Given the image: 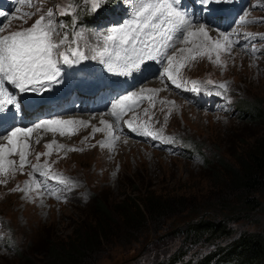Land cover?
I'll return each instance as SVG.
<instances>
[{
	"label": "rangeland",
	"instance_id": "374dc122",
	"mask_svg": "<svg viewBox=\"0 0 264 264\" xmlns=\"http://www.w3.org/2000/svg\"><path fill=\"white\" fill-rule=\"evenodd\" d=\"M67 3L68 0H45L42 7L44 10L51 8L57 11ZM119 3L121 6L116 14L125 10L121 21L116 23V26H119L130 18L131 6L126 0H107L102 8L90 13L94 18L103 10L110 13ZM250 4L260 5L252 11L249 5L246 6L251 11L250 16L257 19L251 20L245 16L246 19L255 22L244 23L247 26L243 29L248 30L247 34L257 35L248 37L249 42L242 44V51L232 45L228 51L220 49V62L217 63V51L212 49L209 42H205L204 47L200 49V52L205 53L200 56L194 47L199 43L196 37H192V43L189 44L174 40L173 48L167 50L169 53L178 49H192L191 53L175 51L177 66L184 65L177 74V82L181 83L182 87L177 88L165 74H162L150 78L146 84H138L143 87L138 89L145 91L134 98L139 101L131 104V107H134L133 112L131 111L125 119L121 118L119 123L111 115L112 110L92 113H106L112 116L118 125L117 129L112 123L113 135L118 139L113 141L109 136L105 138V131L95 132V128L105 126L103 124L101 126L100 122H97V125L93 124L91 121L94 119L89 117L92 115L89 112L85 114L75 112L66 117L57 116L62 120H76L81 116L92 123L89 126L80 124L58 126L56 131L41 130L39 131L41 135L24 137L33 142V147L29 148L31 155L27 159L35 164L36 153L49 151L42 143L46 132L61 134L63 131V135L69 136L59 137V142L62 141L65 147L57 149L53 145L51 155L41 156L39 163L49 164L51 173H59L69 178L73 186L68 188L57 181L54 183L55 179H45L33 173L30 164L24 167L23 172L17 171L14 177L9 176L7 184H0V264H24L26 258H21L18 254L23 244L26 245L25 251L33 253V258H40L41 246L45 239L49 235L59 239L71 235L85 220L95 197L102 198L100 201L106 198L109 203L114 204L125 197L142 199L144 190L161 197L185 198L188 200L187 203L194 202V210L168 230L156 233L150 229L145 234L125 237L119 242L106 244L91 264H159L165 257L170 259L171 255L181 254L187 249H190L191 259L196 261L214 251L217 245H228L240 236L254 235L264 238V195L260 197L261 206L258 209L246 211L240 209L237 213H229L225 209L226 207L231 211H237L238 208L227 197H223L222 202L215 197L219 189V181L215 177L219 172V166L224 163L235 165L236 158L243 149L264 138V121L253 122L243 114L252 107H259L264 111V0H251ZM21 6H24L22 11L15 13V16L12 14L10 19L7 17L0 21V24L9 25L2 34L28 28L39 16L37 13L31 19L24 17L27 19V23H24L19 18L22 13L35 12L36 9ZM229 6L230 0L227 3L213 4L211 9ZM10 7L11 0L0 2V11L7 13ZM75 13L76 18L77 8ZM236 21L240 23L239 18ZM113 25L114 23L110 21L91 27L77 26L76 30L84 33L83 39L76 38L80 51L92 57L96 54L94 50H102L103 41L100 36L106 34L107 29ZM208 30L213 41H223L221 30L212 26ZM252 45L254 48L262 45L263 49L261 52L253 51ZM225 47H228L226 42ZM194 55L195 60L191 58ZM93 64H99L100 67L96 68ZM75 65L79 70L77 78L69 83L61 80L53 86L54 91L76 87L80 82L92 84L123 77V75L119 77L120 68L109 71L107 64L102 63L100 59L89 58ZM151 65L163 70L168 67L164 58L152 61ZM65 66L67 65L61 67ZM84 70H90L89 75L85 74ZM190 81L206 83L207 89L204 90V94H196L191 90ZM208 81L213 83L210 84ZM221 83L227 85L224 92L215 88ZM138 89L135 92L140 93ZM150 89L159 91L156 93L147 91ZM197 95L203 96V99L198 101ZM87 103L91 104V101ZM101 117L104 121L107 120L104 114ZM132 127L160 131L161 138L154 139L139 132L132 133ZM73 132L75 134H72ZM38 137L41 139L37 144L35 141ZM101 144L106 146L101 147ZM69 148L82 150L68 151ZM11 157L18 165L19 157L16 155ZM32 175L41 181L40 189L33 188L30 192L11 191L17 186L25 188ZM0 179L4 177L0 176ZM199 220L221 222L227 230L226 237L221 239L206 237L196 246L191 244L180 250L177 241L169 245L155 243L168 237H175V230L181 232L188 223ZM181 235L183 238L184 234ZM28 257L32 258L29 255Z\"/></svg>",
	"mask_w": 264,
	"mask_h": 264
},
{
	"label": "snow or ice",
	"instance_id": "6c2138e0",
	"mask_svg": "<svg viewBox=\"0 0 264 264\" xmlns=\"http://www.w3.org/2000/svg\"><path fill=\"white\" fill-rule=\"evenodd\" d=\"M45 0H17L20 5H26L30 8H35V12L24 11L19 17L24 23L28 19L39 13V18L28 28L10 31L7 34H2L9 27L8 24H0V114L7 113L11 109H16L19 105L17 93L12 89L18 90L19 93H40L48 90V86L55 83H60L62 76V65H74L86 59H100L102 63H106L108 70L112 71L115 68H120V75H130L133 71H141V66L147 65L148 61H156L159 58H164L168 67L164 69V73L177 88L182 87L181 83L177 82V74L183 64L177 66L175 51L181 53L192 52V49H178L173 53L167 50L173 48V41L179 40L180 43H192L191 38L196 37L199 40L195 44L197 55H205L200 52L204 47L205 42H209L213 50L217 51L216 62H220L219 50L228 51L233 43L239 41H231L230 34L221 32L223 41H213L209 34L211 22L207 24L198 23L194 26L191 13L183 8L182 0H126L131 6L130 18L122 22L117 27H110L106 34H102L100 39L103 41L102 50H94L96 54L92 57L85 55L80 51L76 38L83 39L82 31L75 32V37L69 41L67 33L61 34L57 28L67 27L64 23H57L55 20L56 13L51 8L43 9L42 5ZM87 6L88 11L95 13L107 3V0H79ZM229 0H198L203 12H211L213 9L210 5L227 3ZM77 7L76 0H68L65 6L59 8V15L70 16ZM15 11L20 12L17 8ZM0 17H8V13L0 11ZM16 18V17H13ZM239 22L252 23L245 18L244 15L239 17ZM74 23V20H73ZM195 27V30H193ZM231 35H238L232 33ZM257 34L248 33V37H253ZM225 42L228 47H225ZM75 44V47L72 45ZM256 49L253 47L252 49ZM107 57L105 60L104 58ZM193 60L196 56L191 57ZM209 59L211 57L209 56ZM194 85L193 91L200 89L195 87L196 81H190ZM208 83H213L208 81ZM10 86V87H9ZM220 88L227 90V85L221 83ZM141 92H128L116 98L112 103L111 115L115 117L117 123L121 120L125 109L131 110V101L135 103L134 98L138 97ZM156 93L159 89H150ZM174 103V102H171ZM147 111V110H145ZM2 120V116H0ZM88 122L78 120H62L59 118L40 119L33 122L30 126L19 127L14 124L4 127L0 125V139L7 141L6 144H0V184H7L9 176L14 177L16 172H23L26 165H31L33 173L39 174L45 179H55L58 183L66 187H72V182L69 178L63 177L59 173H51L50 165L40 164L41 156L51 155L53 145L57 149H62L64 145H58L56 141L45 144L44 147L49 151L36 153L37 163L33 164L27 159L31 153L29 152V143L27 139L35 130L47 129L48 131H56L58 126L80 124L87 125ZM101 124L105 128H95V132L107 131L109 137L114 141L118 139L113 135V125L107 121L101 120ZM125 123H128L125 121ZM131 127V124H129ZM132 131L139 132L142 135L152 136L154 139L161 138V132H153L148 128H132ZM64 132L61 131V135ZM72 134H75L73 132ZM41 137H38L35 143L40 142ZM87 139V138H85ZM106 146L101 144V147ZM68 151H81L82 149L69 148ZM16 155L19 157V164L9 157ZM31 175V174H30ZM42 187L41 181H38L35 175L27 182L25 188L19 186L11 189V191L30 192ZM55 194V193H51ZM59 199V196H57Z\"/></svg>",
	"mask_w": 264,
	"mask_h": 264
},
{
	"label": "trees",
	"instance_id": "16d2710c",
	"mask_svg": "<svg viewBox=\"0 0 264 264\" xmlns=\"http://www.w3.org/2000/svg\"><path fill=\"white\" fill-rule=\"evenodd\" d=\"M76 2L79 9L77 18L86 23L92 20L93 14L87 6L79 0ZM243 114L253 122L264 121V111L259 107H252ZM218 170L215 177L219 181V189L215 197L219 201L227 197L238 207L237 211L225 207L229 213H237L240 209L255 210L261 206L260 197L264 195V138L243 149L235 165L224 163ZM145 192L142 199L125 197L114 204L106 198L100 201L102 198L95 197L85 220L71 235L61 239L49 235L45 239L40 258H33L31 251H25L24 244L18 254L26 258L24 264H91L106 244L145 234L150 229L156 233L168 230L194 210V202L187 203L185 198L161 197ZM175 233V237L155 243L169 245L177 241L180 250L191 244L196 246L206 237H226L227 230L221 222L199 220L188 223L181 232L175 230ZM181 234H184L183 238ZM28 255L32 258H27ZM171 256L170 259L165 257L159 264H264V238L240 236L228 245H217L214 251L196 261L191 259L190 249Z\"/></svg>",
	"mask_w": 264,
	"mask_h": 264
},
{
	"label": "bare ground",
	"instance_id": "6f19581e",
	"mask_svg": "<svg viewBox=\"0 0 264 264\" xmlns=\"http://www.w3.org/2000/svg\"><path fill=\"white\" fill-rule=\"evenodd\" d=\"M195 28V27H194ZM179 44V43H178ZM175 45H177L176 43H175ZM180 45V44H179ZM152 64V63H151ZM120 70V69H119ZM151 81H155V80H151ZM64 83V82H63ZM141 84V83H140ZM146 84V83H145ZM143 85V84H142ZM142 85H141V88H143L142 87ZM139 90V89H138ZM141 91V89L139 90V92ZM138 92V91H137ZM106 93V91H103V96H104V94ZM128 92H123V91H120L119 92V95H126ZM95 99H97V95H94V96H92V97H90V98H87V101H91V104L88 106H80L79 107V111L78 112H80V113H87V112H89L90 114H92V113H94V112H101V111H108V110H112V108H110L109 106H107V105H105L107 102L108 103H112V99H110L109 98V100L106 102V103H104L103 105H96V108H94V101H95ZM144 99H145V97H144ZM143 100V99H142ZM141 100V101H142ZM135 104V103H134ZM138 105V104H137ZM135 111V110H134ZM110 112V111H109ZM133 112V111H132ZM105 115L106 117H107V122H109V123H113L114 125H115V120H114V118L112 117V116H109L108 114H106V113H102V114H92L91 116H89L90 118H93L94 119V121H96V122H94L93 120L91 121L93 124H95V125H97V122H100L101 120H103L102 119V117H101V115ZM67 115H70V114H64V117H66ZM87 116V115H86ZM53 117V115L51 114L47 119H49V118H52ZM80 119H81V121H85V122H88L87 123V125L89 126L90 124H92V123H90V121L89 120H87L86 118H83V117H81V116H78L77 118H76V120H78V121H80ZM105 119V118H104ZM69 120V119H68ZM109 120V121H108ZM73 125H75V124H73ZM82 126V125H81ZM87 126V127H88ZM101 126H102V124H101ZM103 126H105V125H103ZM101 128V127H100ZM122 128V127H121ZM79 130H80V128H79ZM32 135H41V133L40 132H38V133H32L31 134V136ZM108 136V134H107V131H105V138ZM59 137H68L69 138V136H65V135H61V134H57V133H55V134H53V133H48V132H46L45 133V135H44V137H43V139H42V143L43 144H49V143H51L52 141H56L57 142V144L58 145H63L62 143V141H60L59 142ZM21 139L23 140V139H25L24 137H21ZM36 139V138H35ZM27 141H28V143H29V145H30V147H33V142L31 143L30 142V140H28L27 139ZM33 141H35V140H33ZM62 142V143H61ZM7 143V141H5V140H3V139H0V144H6ZM56 146V145H55ZM29 147V148H30ZM57 147V146H56ZM9 159H12V157H10ZM1 177H3V176H1Z\"/></svg>",
	"mask_w": 264,
	"mask_h": 264
}]
</instances>
